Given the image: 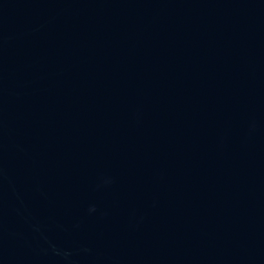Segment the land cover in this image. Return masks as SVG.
Masks as SVG:
<instances>
[{"label": "water", "instance_id": "95a60500", "mask_svg": "<svg viewBox=\"0 0 264 264\" xmlns=\"http://www.w3.org/2000/svg\"><path fill=\"white\" fill-rule=\"evenodd\" d=\"M0 264H264V0H0Z\"/></svg>", "mask_w": 264, "mask_h": 264}]
</instances>
